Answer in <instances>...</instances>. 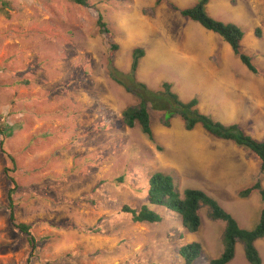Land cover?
<instances>
[{
    "label": "rangeland",
    "instance_id": "1",
    "mask_svg": "<svg viewBox=\"0 0 264 264\" xmlns=\"http://www.w3.org/2000/svg\"><path fill=\"white\" fill-rule=\"evenodd\" d=\"M86 1V6H78L71 0H7L0 11V127H8L0 136V264H181L179 249L192 242L201 244L208 232L216 248L202 243L205 250L193 263L207 264L224 251L225 227L224 222L210 219L208 207L200 208L202 227L194 234L163 207L152 208L163 218L156 224H134L121 209L125 205L138 209L146 202L148 178L154 172L170 174L180 193L205 186L206 178L191 170L189 158L205 168L200 145L210 136L200 127L186 131L177 117L169 128L163 127L161 113L152 109V141L138 126L125 127L121 113L137 100L109 78L108 64L128 73L132 50L140 47L145 55L137 80L152 91L169 82L171 90L186 100L200 92H192L194 87L213 85L205 78L213 79L221 49L215 52L218 56L201 43L204 50L200 49L193 42L203 36L196 23L168 8L147 6L151 0ZM197 1L174 0L184 8ZM232 3L242 4L246 11L250 41L256 48L245 47L248 31L243 29L241 50L251 57L259 75L232 58L236 67L232 82L224 73L217 76L233 84L226 90L250 91L261 96L255 100L264 102V0ZM213 4L218 8L222 3ZM210 7L211 16L226 15L223 7L217 12ZM99 14L109 34L97 26ZM257 29L260 38L255 36ZM208 51L210 61L207 56L199 61L201 73L177 60ZM192 78L201 80L193 87ZM198 96L192 98L200 101ZM259 105L249 114L262 116L264 123V104ZM216 114L223 119L228 115ZM249 114L243 113L248 134ZM263 130L252 132L261 136ZM11 178L17 187L16 220L30 225L36 239L29 261L26 237L8 220Z\"/></svg>",
    "mask_w": 264,
    "mask_h": 264
},
{
    "label": "trees",
    "instance_id": "2",
    "mask_svg": "<svg viewBox=\"0 0 264 264\" xmlns=\"http://www.w3.org/2000/svg\"><path fill=\"white\" fill-rule=\"evenodd\" d=\"M78 6H86V0H71ZM164 0H156L155 7L160 6ZM210 0H198L189 8L180 9L172 3L166 2L168 9L179 13L182 18L198 23L206 31L217 34L226 42L234 56L241 64L253 75H259V71L252 63L250 56L241 50V41L244 37L242 29L231 23H223L210 17L206 12V6ZM7 5V0H0V11H3ZM97 26L101 33L109 34L107 24L103 20V15L99 14ZM260 38L261 31L255 32ZM113 50L118 47L114 45ZM145 52L142 48L136 47L131 53V64L128 73L122 74L111 62L108 64V76L124 90L133 95L137 104L125 108L121 113L122 124L132 129L138 126L141 133L150 141L153 140L152 118L149 110L161 113V124L169 128L173 118L181 120L186 131H192L197 126H201L204 131L216 139L229 141L238 147L245 148L253 152L261 163V175H264V140L258 141L246 134L238 124L224 125L214 120L212 117L201 113L198 109V101L192 99L189 102H182L176 93L171 90V85L162 82L159 90L152 91L144 83L137 80V70L139 62L144 57ZM8 127H0V136L3 137ZM3 140L0 142L2 145ZM12 165L15 162L9 157ZM13 187L7 192V210L10 225L19 233L26 237L30 247L29 257L34 256L36 249V239L31 233L30 225L19 223L15 217V203L13 195L17 187L15 181L10 179ZM122 179H119L121 182ZM257 192L263 207L260 210L258 223L251 230L240 228L236 219L224 210L218 202L199 189L187 188L181 193L176 189L174 179L170 174L163 172H154L148 178L146 202L138 209L123 206L122 213L131 216L134 224H156L162 222L163 218L152 208L163 207L170 213L177 214L180 218L183 229L194 234L198 232L201 226L199 211L201 207L209 208V217L213 221H222L225 223L222 241L224 246L223 253L215 259H211L209 264H229L235 258V249L238 243L243 245L244 256L248 264H262L260 255L255 247V242L264 240V187L258 179L252 186L238 192L240 198H248L252 193ZM203 250L199 243L192 242L182 246L178 251L181 264H193L200 259Z\"/></svg>",
    "mask_w": 264,
    "mask_h": 264
},
{
    "label": "crops",
    "instance_id": "3",
    "mask_svg": "<svg viewBox=\"0 0 264 264\" xmlns=\"http://www.w3.org/2000/svg\"><path fill=\"white\" fill-rule=\"evenodd\" d=\"M222 3L220 7L217 8V4H211L215 2V0H210L206 6V12L213 19L223 22V23H235V25L241 27V29H245L248 31V37L245 40V47L249 46L250 48H256V45L253 41H250V36L252 35L251 28L247 25L246 11L243 8L242 4L236 3L233 4L232 0H217ZM156 0H151V3L147 6H152L155 9ZM166 2L172 3L180 9H184L185 4L183 3H175L174 0H164L163 3L159 7L168 8ZM138 3V2H137ZM211 6V7H210ZM183 7V8H182ZM209 7L211 10L217 12L221 7L225 10L226 15L222 14L221 16H211L209 13ZM170 10V9H169ZM238 10H241L238 12ZM171 11V10H170ZM173 12V11H172ZM245 20V22H244ZM244 22V23H243ZM196 29L199 30L200 34L203 36H199L197 41H193L197 44L199 43L205 45L208 49H212V51L217 52V49H221V52L218 56V53H215L218 58H216V62L214 64V77L213 79L205 78L206 83L212 82L213 85H207L206 88L201 85V88L194 87L195 82L199 83L201 79L192 78L191 83L194 87V91L200 89V92L193 93V96H198L200 101L197 98L190 97L186 100H180L183 102H189L192 99H196L198 101V109L201 113L212 117L214 120L221 122L224 125H232L238 124V126L246 133L245 127L243 125V113H248L249 110L255 107L261 108L259 104L264 102H258L255 100L258 96L253 95L254 93L245 90H226L232 88L233 84L226 82V80L221 79L217 75L219 72L224 73L226 79H229L232 82L231 76L233 74L235 67L233 59L240 66L241 62L235 59L234 54L230 48V46L225 43L221 39L220 36L214 34L210 31H206L199 24L196 23ZM247 26L249 27L247 29ZM256 36V35H255ZM244 38V37H243ZM243 40V39H242ZM204 50L203 47H199ZM241 49H242V41H241ZM223 51V53H222ZM232 53V54H231ZM233 55V56H232ZM207 56V61H210L211 51H208L206 54L195 55V54H186L183 56V59L177 58L179 62L182 64L190 63L192 68L197 69L201 73V67L203 66L204 57ZM209 56V57H208ZM232 56V57H231ZM233 58V59H232ZM184 61V62H183ZM163 64V62H162ZM234 64V67L231 65ZM210 67V66H209ZM244 71V69H243ZM248 71V70H247ZM187 80V78H186ZM222 85V86H221ZM234 89V88H233ZM260 96V95H259ZM179 97V96H178ZM261 97V96H260ZM258 97V98H260ZM251 98L252 100L248 99ZM208 106L212 112L206 111L203 107ZM228 113L227 118H220L217 116V112ZM251 121V127L249 130L251 131L249 136L258 141H263L264 133L261 136H257L252 131L257 129H264V126L257 125L256 121H261L262 124V116L257 114H249L247 116ZM225 120V121H224ZM257 123V124H256ZM254 124V125H253ZM253 125V126H252ZM202 129V131L208 135L201 126H197ZM196 127V128H197ZM195 128V129H196ZM264 131V130H263ZM202 143V142H201ZM200 143V144H201ZM199 144V145H200ZM201 157L200 160L205 158V168L202 165H195L194 159H191V170L199 172L202 177L206 178L205 186L192 187V189H199L204 191L207 195L212 197L218 204L226 210L229 214H231L240 228L245 230L253 229L258 223L260 210L263 207V203L256 194V192L252 193L248 198H240L238 196V192L244 190L254 184V182L260 176L261 163L260 160L256 157L254 153L251 151L244 149L242 147H238L229 141H224L220 139H216L214 137H209L207 139V143L201 144ZM194 153L192 152L191 155ZM200 162V161H199ZM201 163V162H200ZM194 166V167H193ZM262 186L264 187V175L262 176ZM261 177V178H262ZM187 189V188H186ZM246 213V216L245 214ZM202 227V221H201ZM200 227V228H201ZM221 228V227H220ZM201 240L203 241V245L207 246L209 249L216 248L215 239L206 232ZM197 243V242H196ZM200 244L202 249L205 250L204 246ZM255 247L260 255L262 264H264V240H258L255 242ZM203 254V253H202ZM240 259V264H248L244 256L243 245L238 243L235 249V258L229 264H236L237 259ZM211 260V259H210ZM209 260V261H210ZM239 263V262H238ZM209 264V262H207Z\"/></svg>",
    "mask_w": 264,
    "mask_h": 264
},
{
    "label": "clouds",
    "instance_id": "4",
    "mask_svg": "<svg viewBox=\"0 0 264 264\" xmlns=\"http://www.w3.org/2000/svg\"><path fill=\"white\" fill-rule=\"evenodd\" d=\"M140 82H141V81H140ZM167 83H169V82H167ZM169 84L171 85V83H169ZM159 87H160V86H159ZM158 89H159V88H158ZM158 89H156V90H158ZM177 96H178V95H177ZM182 102H183V101H182ZM185 103H187V102H185ZM244 149H245V148H244ZM252 153H253V152H252ZM261 176H263V175H261V173H260V176H259V178H258V179H260V182H261ZM258 179H257V180H258ZM257 180H256V181H257ZM256 181H255V182H256ZM255 182H254V183H255ZM261 185H262V182H261Z\"/></svg>",
    "mask_w": 264,
    "mask_h": 264
}]
</instances>
